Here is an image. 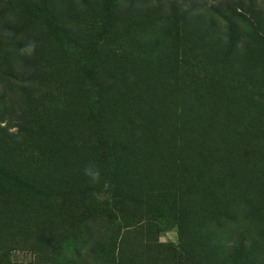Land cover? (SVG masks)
<instances>
[{"label":"rangeland","instance_id":"1","mask_svg":"<svg viewBox=\"0 0 264 264\" xmlns=\"http://www.w3.org/2000/svg\"><path fill=\"white\" fill-rule=\"evenodd\" d=\"M0 264H264V0H0Z\"/></svg>","mask_w":264,"mask_h":264},{"label":"trees","instance_id":"2","mask_svg":"<svg viewBox=\"0 0 264 264\" xmlns=\"http://www.w3.org/2000/svg\"><path fill=\"white\" fill-rule=\"evenodd\" d=\"M6 135L9 136V134H6ZM16 172H17L16 178H21V174L19 173V168L16 169ZM14 173H15V170H13L10 173V176H14L15 175ZM22 184H24V183H22ZM22 187H23L22 190L19 191V195H20L21 205H22V208H23V201H27V207H28V206L31 205L32 202H34V199L31 197L32 192L31 191L29 192L28 190L25 189V188H27V186L23 185ZM63 195H64V192H63ZM20 212H21L20 217H21V220H22V224H24V222H26L29 217L26 216L24 209H21ZM60 259H64V257L61 256Z\"/></svg>","mask_w":264,"mask_h":264},{"label":"clouds","instance_id":"3","mask_svg":"<svg viewBox=\"0 0 264 264\" xmlns=\"http://www.w3.org/2000/svg\"><path fill=\"white\" fill-rule=\"evenodd\" d=\"M22 51H28L29 53H31L32 51H34V45H29L27 49ZM84 174L85 176L90 177L93 182L98 181L100 177L99 170L93 164H89L84 168Z\"/></svg>","mask_w":264,"mask_h":264}]
</instances>
